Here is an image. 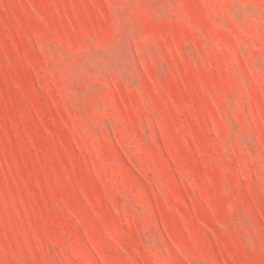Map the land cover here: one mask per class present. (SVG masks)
I'll return each mask as SVG.
<instances>
[{"label":"rangeland","instance_id":"374dc122","mask_svg":"<svg viewBox=\"0 0 264 264\" xmlns=\"http://www.w3.org/2000/svg\"><path fill=\"white\" fill-rule=\"evenodd\" d=\"M0 264H264V0H0Z\"/></svg>","mask_w":264,"mask_h":264}]
</instances>
